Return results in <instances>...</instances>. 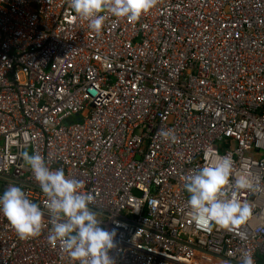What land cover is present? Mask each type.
Returning <instances> with one entry per match:
<instances>
[{"label":"built area","instance_id":"built-area-1","mask_svg":"<svg viewBox=\"0 0 264 264\" xmlns=\"http://www.w3.org/2000/svg\"><path fill=\"white\" fill-rule=\"evenodd\" d=\"M100 14L96 32L69 0H0V193L15 184L45 211L27 238L0 214V264H78L48 240L24 152L85 182L102 226L117 230V264H239L246 251L264 264V0ZM224 155L258 178L238 193L253 215L196 230L184 178Z\"/></svg>","mask_w":264,"mask_h":264},{"label":"clouds","instance_id":"clouds-1","mask_svg":"<svg viewBox=\"0 0 264 264\" xmlns=\"http://www.w3.org/2000/svg\"><path fill=\"white\" fill-rule=\"evenodd\" d=\"M70 7L100 32L109 10L116 17L135 20L149 11L155 0H69ZM160 135L173 142V130ZM41 191L46 195L45 206L52 225L48 236L55 246L60 243L64 252L78 264H117L111 251L117 247L116 228H105L98 214L90 208L93 194L83 191L84 181L69 178L63 169L52 170L40 154L23 153ZM230 155L219 156L215 162L192 171L184 180L188 193L187 205L196 230L210 231L213 226L229 231L245 224L253 215V206L239 198L241 190L254 186L256 177L237 174ZM230 189H232L230 191ZM0 214H3L17 234L27 238L40 233L44 227L45 211L15 184L0 193ZM246 238V233H240ZM239 264H255L250 251L242 254Z\"/></svg>","mask_w":264,"mask_h":264}]
</instances>
